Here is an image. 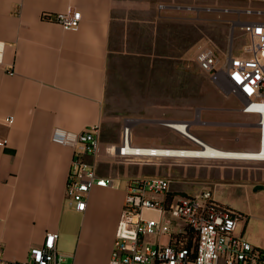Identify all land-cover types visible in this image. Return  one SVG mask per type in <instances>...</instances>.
<instances>
[{
  "label": "crops",
  "instance_id": "0c3cea01",
  "mask_svg": "<svg viewBox=\"0 0 264 264\" xmlns=\"http://www.w3.org/2000/svg\"><path fill=\"white\" fill-rule=\"evenodd\" d=\"M226 1L230 5L223 12L237 27L264 17L245 13L264 12V0ZM124 3L0 0V42L5 44L0 65V256L8 261L25 262L30 250L43 244L46 233L55 232L59 235L57 251L69 264H110L126 186L137 176L128 175L119 189H92L86 211L78 213L66 202L74 149L53 143L51 133L61 128L78 134L102 126L114 27L122 21L119 14L125 9ZM170 6L167 7L174 11ZM66 12L81 13L77 30H64L52 20L56 14ZM45 15L50 18L44 19ZM242 16L248 19L242 21ZM10 71L14 74L10 75ZM235 112L243 114L240 109L216 107V126L239 127L247 125L245 122H258V116L250 114H243L245 122H228L237 118ZM221 113L228 120H221ZM11 117L14 123L9 125ZM217 139L216 136V148L222 151L258 152L261 148L260 131L258 146L250 139L235 138L228 144ZM84 160L95 164L99 171V162L107 159L99 154ZM235 162L238 163L217 164L216 168L226 166L246 173L248 180L264 182V161ZM110 175L107 178L117 182V177ZM230 185L233 184L216 183L214 200L230 210H243L219 200L223 195L219 188ZM259 186L240 190L262 194Z\"/></svg>",
  "mask_w": 264,
  "mask_h": 264
},
{
  "label": "rangeland",
  "instance_id": "374dc122",
  "mask_svg": "<svg viewBox=\"0 0 264 264\" xmlns=\"http://www.w3.org/2000/svg\"><path fill=\"white\" fill-rule=\"evenodd\" d=\"M124 1L125 9L119 14L122 21L114 27L109 57L104 120L100 126V154L107 160L99 162L102 163L100 175L109 177L112 173L110 176L117 177L116 189L128 175L164 177L183 196H196L207 188L214 190L216 196V183H231L219 188L223 193L219 200L243 209L231 210L242 217L236 234L244 232L246 241L264 248V182L248 180L246 173L226 166L216 168L217 164L238 162L154 158L126 161L107 153V148L121 145L122 131L128 121L133 123V144L138 147L199 149L166 127L167 121L192 122L191 134L215 148L216 136L226 144L240 138L250 139L258 146L257 121L246 123V115L235 112L237 118L228 122L241 121L247 125L216 126L219 119L216 107L239 110L241 103L233 96L221 94L194 63L195 54L204 46L212 47L221 55L232 46L238 55L250 46L249 37H244L241 28L223 12L230 5L226 0ZM170 5L174 11L167 7ZM247 19L241 17L242 21ZM220 118L228 120L223 113ZM255 149L258 151V147ZM245 186L262 187L258 191L263 193L245 194V190H240ZM143 217L156 219L157 213L147 211Z\"/></svg>",
  "mask_w": 264,
  "mask_h": 264
},
{
  "label": "built area",
  "instance_id": "2783aa9c",
  "mask_svg": "<svg viewBox=\"0 0 264 264\" xmlns=\"http://www.w3.org/2000/svg\"><path fill=\"white\" fill-rule=\"evenodd\" d=\"M245 13L264 16L262 11L247 10ZM49 18L44 16V19ZM52 20L64 30H77L82 15L66 12L56 14ZM239 27L249 37V47L235 55L231 46L221 55L212 47L204 46L195 54L194 63L209 76L221 94L240 101L243 114L258 116L260 150H264V19L244 22ZM4 51L5 44L0 42V65ZM8 73L14 74L13 71ZM7 123L13 124L14 118H9ZM179 123L191 133L192 122ZM100 131L97 125L78 134L61 128H54L51 133L53 143L74 149L66 202L78 213L86 211L92 189L114 187L116 183L113 178L101 176L95 164L84 160L100 154ZM129 143L130 152L127 151ZM155 148L135 146L133 123L128 121L122 131L121 145L107 148V153L126 161L178 159L156 154ZM147 211L157 213V218L145 219L143 214ZM241 219L236 212L216 203L210 188L196 196H183L172 191L170 181L164 177L131 179L126 186L110 264H264V248L246 241L242 233L236 234ZM189 237L191 249L182 247ZM58 240V233L48 232L43 244L32 248L25 262L8 261L0 256V264H69L57 251Z\"/></svg>",
  "mask_w": 264,
  "mask_h": 264
},
{
  "label": "bare ground",
  "instance_id": "6f19581e",
  "mask_svg": "<svg viewBox=\"0 0 264 264\" xmlns=\"http://www.w3.org/2000/svg\"><path fill=\"white\" fill-rule=\"evenodd\" d=\"M167 127L178 130V133L188 140L201 146L200 149H171V148H155L156 154L177 157L178 160H211V161H264V150L258 152H229L222 151L213 146H210L188 130H184L182 123L171 121L167 123ZM132 147L130 143L127 146V151L130 152ZM150 148V147H149Z\"/></svg>",
  "mask_w": 264,
  "mask_h": 264
},
{
  "label": "trees",
  "instance_id": "16d2710c",
  "mask_svg": "<svg viewBox=\"0 0 264 264\" xmlns=\"http://www.w3.org/2000/svg\"><path fill=\"white\" fill-rule=\"evenodd\" d=\"M182 247L187 248V249H191V247H192L191 237H189L188 241Z\"/></svg>",
  "mask_w": 264,
  "mask_h": 264
}]
</instances>
